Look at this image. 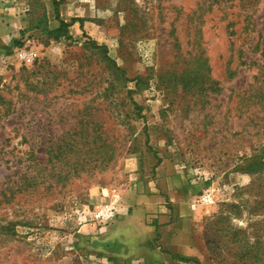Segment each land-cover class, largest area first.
Returning a JSON list of instances; mask_svg holds the SVG:
<instances>
[{
	"label": "rangeland",
	"instance_id": "1",
	"mask_svg": "<svg viewBox=\"0 0 264 264\" xmlns=\"http://www.w3.org/2000/svg\"><path fill=\"white\" fill-rule=\"evenodd\" d=\"M55 1L0 0V264H264V0Z\"/></svg>",
	"mask_w": 264,
	"mask_h": 264
},
{
	"label": "crops",
	"instance_id": "2",
	"mask_svg": "<svg viewBox=\"0 0 264 264\" xmlns=\"http://www.w3.org/2000/svg\"><path fill=\"white\" fill-rule=\"evenodd\" d=\"M100 194L98 192L93 195L92 204L100 202ZM142 199L139 195L129 194L121 206L118 218L110 226H107L101 234V230H97L94 225L83 227L84 229H91L93 233L100 234L92 238V245L94 244L98 251L107 256L122 257L124 255L137 254L142 249L147 248L145 242L150 237H153L154 233L152 231L155 229L147 226L146 220L142 217V214L146 212V208L138 206L133 214L127 213L128 207H131L134 203L141 202ZM145 230L149 232V235L145 234L148 236L144 238Z\"/></svg>",
	"mask_w": 264,
	"mask_h": 264
},
{
	"label": "built area",
	"instance_id": "3",
	"mask_svg": "<svg viewBox=\"0 0 264 264\" xmlns=\"http://www.w3.org/2000/svg\"><path fill=\"white\" fill-rule=\"evenodd\" d=\"M20 57L26 62H32L34 60V56L26 52L21 53ZM94 213V218H97L100 224L106 226L111 222V220L116 217L117 205L114 202L111 204L103 205Z\"/></svg>",
	"mask_w": 264,
	"mask_h": 264
},
{
	"label": "trees",
	"instance_id": "4",
	"mask_svg": "<svg viewBox=\"0 0 264 264\" xmlns=\"http://www.w3.org/2000/svg\"><path fill=\"white\" fill-rule=\"evenodd\" d=\"M61 1H62V0L55 1V11H56L57 18L60 16V15H59V5H60ZM67 25H68L67 22L61 20V25H60V27H58V28L55 29V30H52V31H51V34H58V35L63 34V33H64V29H65V27H66ZM92 44L95 45V42L92 41ZM97 47L100 48V49H104V53H105V56L107 57V59H109V60L113 63V65L117 66L116 61L112 60V59L108 56V54H107V47H105V46H97ZM118 69H119V68H118ZM119 71H121V72L124 74V72H123L121 69H119ZM182 260L189 261V259H184V258H182Z\"/></svg>",
	"mask_w": 264,
	"mask_h": 264
}]
</instances>
